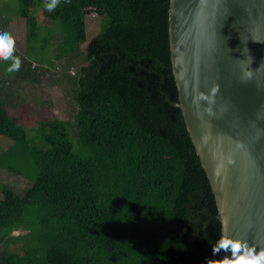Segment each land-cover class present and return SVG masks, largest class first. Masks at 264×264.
I'll return each instance as SVG.
<instances>
[{
  "label": "trees",
  "instance_id": "trees-1",
  "mask_svg": "<svg viewBox=\"0 0 264 264\" xmlns=\"http://www.w3.org/2000/svg\"><path fill=\"white\" fill-rule=\"evenodd\" d=\"M17 1L25 56L14 53L18 72L0 61V264L218 260L216 200L178 106L170 0H60L52 12L47 0ZM95 8L102 28L88 41L85 10ZM6 25L0 19V32ZM32 59L64 62L72 120L31 128L10 114L11 85L37 82ZM9 174L29 185L17 191Z\"/></svg>",
  "mask_w": 264,
  "mask_h": 264
},
{
  "label": "water",
  "instance_id": "water-1",
  "mask_svg": "<svg viewBox=\"0 0 264 264\" xmlns=\"http://www.w3.org/2000/svg\"><path fill=\"white\" fill-rule=\"evenodd\" d=\"M178 106L222 235L264 248V0H170ZM225 255L223 250L218 260Z\"/></svg>",
  "mask_w": 264,
  "mask_h": 264
},
{
  "label": "rangeland",
  "instance_id": "rangeland-1",
  "mask_svg": "<svg viewBox=\"0 0 264 264\" xmlns=\"http://www.w3.org/2000/svg\"><path fill=\"white\" fill-rule=\"evenodd\" d=\"M17 7V0H0V19L7 20L5 32L9 33L16 41L14 53L25 56L27 47L25 19L17 15ZM37 15L39 21L44 24V18L40 10ZM85 18L87 39L89 41L102 28L103 12L99 8L86 9ZM52 51V48L46 51L45 59L50 60L52 58ZM35 55L33 50L32 56ZM79 58L82 63L86 62L83 54ZM10 62L7 61L6 63L9 64ZM31 62L33 64L32 67L34 64H41L40 69L36 72L38 76L37 82H17L11 85L14 107L9 109L10 114L20 124L31 128L38 126L42 119L47 118L57 117L61 120H72L77 111V105L74 100V86L66 77H63L64 62L58 61L57 69L54 67L57 66L56 63L54 66H50L46 62L37 63L33 59ZM57 70L61 71L57 72ZM73 70L75 69L73 68ZM3 148L5 147L3 146ZM6 178L19 192L29 185V182L24 177L16 174H9ZM11 247L16 248L14 245H11Z\"/></svg>",
  "mask_w": 264,
  "mask_h": 264
},
{
  "label": "clouds",
  "instance_id": "clouds-1",
  "mask_svg": "<svg viewBox=\"0 0 264 264\" xmlns=\"http://www.w3.org/2000/svg\"><path fill=\"white\" fill-rule=\"evenodd\" d=\"M70 2V0H68ZM60 0H47L45 8L52 12ZM15 39L7 32H0V61H11L6 69L8 73L18 72L21 67V60L14 55ZM73 74V72H72ZM223 250L230 253L222 259H208L207 264H264V248L257 251L255 247H250L247 242L231 238L227 233L223 234L217 243L212 246L213 255H217Z\"/></svg>",
  "mask_w": 264,
  "mask_h": 264
}]
</instances>
